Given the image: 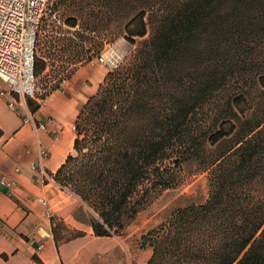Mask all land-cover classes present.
<instances>
[{
	"label": "trees",
	"instance_id": "1",
	"mask_svg": "<svg viewBox=\"0 0 264 264\" xmlns=\"http://www.w3.org/2000/svg\"><path fill=\"white\" fill-rule=\"evenodd\" d=\"M60 5L80 30L39 38L35 75H53L39 100L71 77L86 41L100 52L103 22L142 39L80 110L75 153L54 174L98 215L96 234L121 235L195 160L208 199L142 237L147 264H264V0H50L47 13Z\"/></svg>",
	"mask_w": 264,
	"mask_h": 264
},
{
	"label": "crops",
	"instance_id": "2",
	"mask_svg": "<svg viewBox=\"0 0 264 264\" xmlns=\"http://www.w3.org/2000/svg\"><path fill=\"white\" fill-rule=\"evenodd\" d=\"M107 72L97 59L80 65L35 113L27 101L16 98L11 108V97L0 95V177L17 182L0 192V264H132L126 238L97 235L98 215L54 180L74 151L78 114Z\"/></svg>",
	"mask_w": 264,
	"mask_h": 264
},
{
	"label": "rangeland",
	"instance_id": "3",
	"mask_svg": "<svg viewBox=\"0 0 264 264\" xmlns=\"http://www.w3.org/2000/svg\"><path fill=\"white\" fill-rule=\"evenodd\" d=\"M51 2L56 3L58 0H51ZM50 15L51 13H47L45 19H51V26L47 27L45 32H41L40 41H44V39L47 40L45 35L52 33L49 31L53 26L57 29H63L64 31L70 30L75 33L80 30V28H70L64 23L67 17L73 15L66 5H60L59 10L54 12L52 16ZM100 37L101 39L98 41L103 42V46L99 50L100 52L95 51L92 42L86 41L84 43V49L79 51L77 57H75L73 53L69 56L72 57V61L81 60L77 65L72 64L74 72L80 65L96 60L97 55H99L109 43L115 46L117 63H122L134 53L137 43L142 40L141 38H136V43L130 42L126 38V32L122 23L110 25L103 22L101 25ZM47 48L48 46H45L44 49L39 47V54L41 55ZM46 52H48V50H46ZM48 71L46 72L47 75L44 73L38 79L37 87L39 92L43 91V87L46 86L48 80H53V75H48ZM73 153L75 152L73 151ZM175 176V184L165 189L153 191L145 206L120 232V236L126 238L130 246V262L132 264H147L152 256V247L150 245L142 246V237L144 235L167 221L175 210L193 204H202L208 199V171L204 170L199 162L195 160L184 162Z\"/></svg>",
	"mask_w": 264,
	"mask_h": 264
},
{
	"label": "built area",
	"instance_id": "4",
	"mask_svg": "<svg viewBox=\"0 0 264 264\" xmlns=\"http://www.w3.org/2000/svg\"><path fill=\"white\" fill-rule=\"evenodd\" d=\"M50 0H0V95L11 97L9 106L16 107V98L27 101L38 98V78L34 72L35 59L42 26L47 15ZM96 59L108 71L115 69L117 63L115 46L108 44ZM28 109L29 106L25 105ZM30 109V108H29ZM33 117L29 114L28 120ZM43 129L45 123H40ZM76 130V126H73ZM46 152L42 151L40 159L33 166H42ZM15 178L4 175L0 177V192L5 188L16 186ZM44 204L45 200L39 198ZM42 244L39 249L42 248Z\"/></svg>",
	"mask_w": 264,
	"mask_h": 264
}]
</instances>
